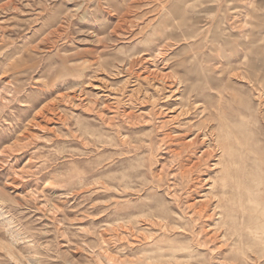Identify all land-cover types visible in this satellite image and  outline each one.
Segmentation results:
<instances>
[{"label": "rangeland", "instance_id": "1", "mask_svg": "<svg viewBox=\"0 0 264 264\" xmlns=\"http://www.w3.org/2000/svg\"><path fill=\"white\" fill-rule=\"evenodd\" d=\"M0 264H264V0H0Z\"/></svg>", "mask_w": 264, "mask_h": 264}]
</instances>
